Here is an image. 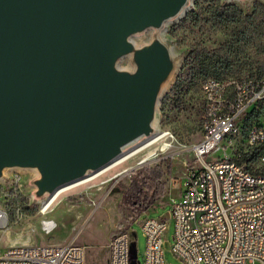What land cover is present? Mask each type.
<instances>
[{
  "label": "water",
  "instance_id": "1",
  "mask_svg": "<svg viewBox=\"0 0 264 264\" xmlns=\"http://www.w3.org/2000/svg\"><path fill=\"white\" fill-rule=\"evenodd\" d=\"M194 5L0 0V183L28 173L45 203L157 136L184 61L166 31Z\"/></svg>",
  "mask_w": 264,
  "mask_h": 264
},
{
  "label": "built area",
  "instance_id": "2",
  "mask_svg": "<svg viewBox=\"0 0 264 264\" xmlns=\"http://www.w3.org/2000/svg\"><path fill=\"white\" fill-rule=\"evenodd\" d=\"M201 95L202 138L179 152L192 158L184 159L180 193L170 200L169 216L175 229L171 250L185 264H264V78L209 77L201 84ZM161 132L163 146L153 158L174 146V134ZM151 159L139 160L138 167ZM129 169L109 176L104 183L118 180ZM17 180L13 175L11 184ZM169 223L165 217L142 220L144 264H171L164 250ZM58 227L53 219L43 220L40 226L46 235ZM0 264L88 262L85 247L72 240L0 248ZM108 264H131L129 231L113 236Z\"/></svg>",
  "mask_w": 264,
  "mask_h": 264
},
{
  "label": "rangeland",
  "instance_id": "3",
  "mask_svg": "<svg viewBox=\"0 0 264 264\" xmlns=\"http://www.w3.org/2000/svg\"><path fill=\"white\" fill-rule=\"evenodd\" d=\"M195 1L197 5L193 9L201 19L195 20L191 17L183 22L181 20L185 18L184 15L177 22L169 24L166 31V35L174 41L176 51L184 55V60L199 45L209 49L220 48L229 36L226 28L211 20L209 6L212 0ZM239 63L244 70L234 69L229 75L251 74L247 71L249 66L264 63V46H258L253 41L244 48ZM201 82L202 79L193 86L186 82L183 91L171 93L161 103L159 125L161 130L174 134V146L168 151H158L159 155L144 166H152L166 159L172 161L173 167L175 164L183 165L186 158H192L191 154L183 156L179 152L192 147L202 138ZM180 91L182 93H178ZM163 140L164 138L148 149H157ZM145 153L148 151L135 155L133 159L119 164L82 187L64 192L48 210L45 205L50 199L45 203L33 202L29 194L30 188L24 184L29 174L12 172L11 176L15 175L18 180H22L13 184L0 183V209L4 212V216L0 218V248L16 244H66L74 240L85 247L88 264H108L111 240L116 233L123 230L129 231L130 235L131 264H138V261L144 264L146 239L141 222L145 217H165L170 222L165 235V259L171 264H185L171 250L175 229L169 216L170 200L171 197L179 195L183 174L175 172L174 175L165 177L168 180V193L163 198L166 199L163 201L161 198L145 214L138 213L123 199L134 172L144 167H138L137 162L141 161ZM125 168H130L128 173L118 180L104 183L109 176ZM179 168L183 171V166ZM45 219H53L59 223V227L50 235L44 234L40 228Z\"/></svg>",
  "mask_w": 264,
  "mask_h": 264
},
{
  "label": "trees",
  "instance_id": "4",
  "mask_svg": "<svg viewBox=\"0 0 264 264\" xmlns=\"http://www.w3.org/2000/svg\"><path fill=\"white\" fill-rule=\"evenodd\" d=\"M209 8L211 20L226 28L229 31V36L220 48L209 49L206 46L199 45L192 49L189 57L184 60L170 92L164 95L162 102L171 93H177L179 90L183 91L186 82L193 86L199 80L202 79L203 82L209 77L226 78L235 76L229 75L233 73L234 69L236 71L244 70L239 63L244 48L252 44L253 41L258 46H264V4L261 1L256 0L251 7L245 8L236 2L226 3L223 0H212ZM191 17L195 20L201 19L200 15L192 9L181 21L184 22ZM186 71H188L187 74H185ZM247 71L251 74L240 76L264 78V63H258L257 66L251 65L247 68ZM202 103L201 100V113ZM171 174V160L163 159L152 166H144L134 172L130 187L124 194V201L134 207L138 213L144 212L145 214L151 206L167 195L168 180L165 177Z\"/></svg>",
  "mask_w": 264,
  "mask_h": 264
},
{
  "label": "bare ground",
  "instance_id": "5",
  "mask_svg": "<svg viewBox=\"0 0 264 264\" xmlns=\"http://www.w3.org/2000/svg\"><path fill=\"white\" fill-rule=\"evenodd\" d=\"M164 138L163 134H158L156 137L152 138L150 141H147L146 144H144L143 146L139 147L138 149H134L133 151H131L130 153H128L126 156H123L122 158H120L119 160H117L116 162H114L113 164H111L110 166L104 168L103 170H101L100 172H98L97 174L95 175H92L86 179H83V180H80L78 182H75L73 184H70V185H67L63 188H61L52 198H50L48 204H46V210H48V208H50L54 202L66 191H69L71 189H74V188H78V187H82L84 186L85 184H88L90 181L94 180L95 178H97L98 176H100L102 173L112 169L113 167H116L118 166L119 164H121L122 162H124L125 160H127V158H129L132 154L136 153L137 151L147 147V146H151L152 144H155L157 143L158 141L162 140ZM163 146V142L161 143L160 145V148ZM162 149V148H161ZM156 150L158 149H155V150H149L148 153L144 156H142L141 158V162H144V161H148L150 160L151 158H153V156L155 155L156 153Z\"/></svg>",
  "mask_w": 264,
  "mask_h": 264
},
{
  "label": "crops",
  "instance_id": "6",
  "mask_svg": "<svg viewBox=\"0 0 264 264\" xmlns=\"http://www.w3.org/2000/svg\"><path fill=\"white\" fill-rule=\"evenodd\" d=\"M180 166H183V171H181V168H179ZM175 172H177L178 174H185V172H186V170H185V165L183 164V165H174L173 167H172V174L174 175L175 174ZM177 175V174H176ZM164 199H166V198H163V201H164ZM144 235V234H143ZM145 237V236H144Z\"/></svg>",
  "mask_w": 264,
  "mask_h": 264
}]
</instances>
